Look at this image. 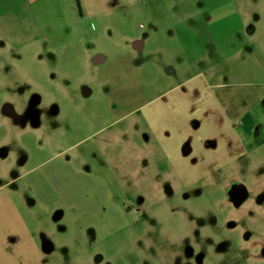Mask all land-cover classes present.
Instances as JSON below:
<instances>
[{
  "label": "rangeland",
  "instance_id": "1",
  "mask_svg": "<svg viewBox=\"0 0 264 264\" xmlns=\"http://www.w3.org/2000/svg\"><path fill=\"white\" fill-rule=\"evenodd\" d=\"M212 1L119 0L87 17L77 0H0V185L26 186L48 157L82 152L131 224L101 238L35 209L46 264H264V144L247 147L229 123L264 60L208 61L205 17L225 0ZM230 1L264 49V0ZM50 32L66 40L50 45Z\"/></svg>",
  "mask_w": 264,
  "mask_h": 264
},
{
  "label": "crops",
  "instance_id": "2",
  "mask_svg": "<svg viewBox=\"0 0 264 264\" xmlns=\"http://www.w3.org/2000/svg\"><path fill=\"white\" fill-rule=\"evenodd\" d=\"M55 1L26 0L30 7L38 3L44 6ZM118 1L77 0V3L82 16L101 17L115 12ZM204 1V4L207 1L213 2ZM222 3V6L210 9L205 17L209 30L215 36L214 58L208 57V61L214 66H223L225 63H237L241 58L256 62L264 60V49L254 46L250 40L255 30L253 25L245 27L230 0ZM64 37L51 32L42 36L49 44L64 42ZM38 38L41 40L40 35ZM135 46L141 49L138 42ZM222 71L218 70L221 77ZM235 84L228 83L229 86ZM244 84L249 87L244 94L251 95L253 100L241 111L232 113L234 116L230 117L229 123L234 133L239 132L242 142L253 148L264 144V77L262 81L252 80ZM62 152L42 161L38 165V174L30 179L28 185L15 189L7 188L8 183L0 185V264H46L45 254L53 246L45 238L42 244L38 241L36 232L40 233L42 229L39 225L32 226L28 220V216L38 208L47 215L54 212L56 218L68 214L72 222L95 232L101 238L111 234L110 226L117 230L129 225L117 188L109 181L106 172L83 169L78 163L82 152L73 154L72 163L62 157ZM89 159L86 156L87 162Z\"/></svg>",
  "mask_w": 264,
  "mask_h": 264
},
{
  "label": "flooded vegetation",
  "instance_id": "3",
  "mask_svg": "<svg viewBox=\"0 0 264 264\" xmlns=\"http://www.w3.org/2000/svg\"><path fill=\"white\" fill-rule=\"evenodd\" d=\"M8 113L13 114L12 111H10V110H8ZM227 196L230 199H232L234 202L238 203V202H241L242 200H244L246 198V192L242 186H240L236 183L235 184L232 183L227 190ZM126 213H127V211H126ZM188 252H189V249H188Z\"/></svg>",
  "mask_w": 264,
  "mask_h": 264
}]
</instances>
